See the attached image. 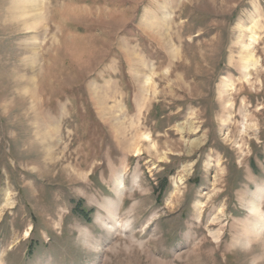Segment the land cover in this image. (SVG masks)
<instances>
[{"label":"rangeland","instance_id":"rangeland-1","mask_svg":"<svg viewBox=\"0 0 264 264\" xmlns=\"http://www.w3.org/2000/svg\"><path fill=\"white\" fill-rule=\"evenodd\" d=\"M0 264H264V0H0Z\"/></svg>","mask_w":264,"mask_h":264},{"label":"bare ground","instance_id":"bare-ground-1","mask_svg":"<svg viewBox=\"0 0 264 264\" xmlns=\"http://www.w3.org/2000/svg\"><path fill=\"white\" fill-rule=\"evenodd\" d=\"M247 63V62H246ZM251 63V62H250ZM145 85H146V87H148V89H150L149 87L151 86L150 85V83H151V77L150 76H148L147 78H146V80H145ZM149 91V90H148ZM148 91L146 92V93H148ZM146 139V138H145ZM262 195V193L261 192H259L258 194H257V197H260ZM9 203V202H8ZM260 201L258 200V203H256L255 204V210L257 211V213H258V215L260 216ZM7 204V203H6ZM9 206L11 205V204H8ZM13 205V204H12ZM262 215V214H261Z\"/></svg>","mask_w":264,"mask_h":264}]
</instances>
